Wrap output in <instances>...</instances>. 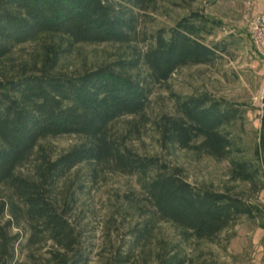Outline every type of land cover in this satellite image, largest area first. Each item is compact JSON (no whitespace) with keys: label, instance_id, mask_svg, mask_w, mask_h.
<instances>
[{"label":"trees","instance_id":"obj_1","mask_svg":"<svg viewBox=\"0 0 264 264\" xmlns=\"http://www.w3.org/2000/svg\"><path fill=\"white\" fill-rule=\"evenodd\" d=\"M157 1L0 0V64L20 44L41 46L29 66L14 75L0 74V264L17 263L21 234L12 229L22 226L29 230V245L52 242L45 264L90 263V251L68 216L71 205L59 192L61 180L82 163L93 165V172L106 167L138 178L146 218L133 229L126 252L114 264L129 263L134 247L147 243L160 221L171 222L183 239L212 240L240 217H256L259 207L242 196L197 187L177 166L128 144L132 133L142 131L156 84L167 82L183 66L209 64L219 57L221 43L205 39L217 27L216 20L191 12L170 30H158L145 50L133 46L128 55L80 73L59 70L80 43L132 44L141 13ZM174 101L175 112H164L154 121L163 148L229 158L234 180L264 189L259 159L231 155L236 146L227 127L241 117L238 107L208 93L174 94ZM124 115L141 120L130 122L117 137L112 125ZM64 134L85 140L53 158L41 141ZM36 152L32 174L21 172ZM188 261L182 247L165 244L147 264Z\"/></svg>","mask_w":264,"mask_h":264},{"label":"rangeland","instance_id":"obj_2","mask_svg":"<svg viewBox=\"0 0 264 264\" xmlns=\"http://www.w3.org/2000/svg\"><path fill=\"white\" fill-rule=\"evenodd\" d=\"M191 12H202L218 22L205 39L212 45L220 42L223 51L212 63L183 66L167 82L156 84L142 131L132 133L128 144L140 154L158 155L171 166H177L197 187L240 195L258 206L259 211L255 218L240 217L212 240L183 239L171 222L160 221L150 240L134 247L127 264L153 263L156 253L165 244L182 247L189 259L187 264H264V189L234 180L229 158L216 159L194 150L163 148L154 127L155 119L162 113L175 112L174 94L208 93L226 101L238 107L241 113V117L227 127L236 146L231 155L259 159L264 177V49L256 46L250 30L254 16L264 12V0H158L154 7L141 13L137 39L132 44L80 43L63 58L59 70L67 74L80 73L128 55L133 46L145 50L158 30H170ZM40 50L39 42L16 46L0 64V74H16L22 66H29ZM137 120L141 117L124 115L113 123L111 131L117 137L122 136L130 122ZM84 140L81 135L64 134L42 140L41 146L56 158ZM37 157L38 152L20 171L32 174ZM92 169L89 163L78 165L61 180L59 192L61 200L71 205L68 216L90 251L89 264H114L115 258L126 252L133 229L145 221L146 209L140 208L145 201L141 200L143 195L137 176L111 172L106 167H99L97 172ZM12 232H19L22 241L16 264H45L52 242L29 245L26 226L14 227Z\"/></svg>","mask_w":264,"mask_h":264},{"label":"built area","instance_id":"obj_3","mask_svg":"<svg viewBox=\"0 0 264 264\" xmlns=\"http://www.w3.org/2000/svg\"><path fill=\"white\" fill-rule=\"evenodd\" d=\"M251 35L259 49H264V12L254 16L251 26Z\"/></svg>","mask_w":264,"mask_h":264}]
</instances>
